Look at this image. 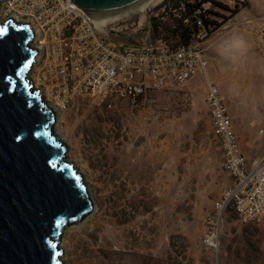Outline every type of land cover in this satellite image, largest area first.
<instances>
[{"label":"rangeland","instance_id":"374dc122","mask_svg":"<svg viewBox=\"0 0 264 264\" xmlns=\"http://www.w3.org/2000/svg\"><path fill=\"white\" fill-rule=\"evenodd\" d=\"M215 1L234 9L243 0ZM244 4L235 16L209 7L220 27L204 42L205 75L136 105L74 100L54 115L51 131L66 149L63 161L94 203L90 215L63 230V264H264V227L243 224L233 212L224 216L218 250L202 244L205 215L231 183L205 101L209 84L223 95L242 152L254 159L264 150V51L242 47L225 62L222 50L208 49L230 30H256L264 39V18L254 11L264 0ZM12 15L0 3V19L13 21ZM148 26L108 40L148 39ZM28 79L35 85L33 69Z\"/></svg>","mask_w":264,"mask_h":264},{"label":"built area","instance_id":"2783aa9c","mask_svg":"<svg viewBox=\"0 0 264 264\" xmlns=\"http://www.w3.org/2000/svg\"><path fill=\"white\" fill-rule=\"evenodd\" d=\"M0 3L13 13V21L31 28L36 56L28 73L35 71L34 86L56 114L67 111L74 100L83 106L136 105L149 93L184 84L205 75L208 69L203 31L194 35L187 46L166 40L160 28L154 33L151 21L165 19L162 14L169 8L168 0L149 5L137 16L134 11L121 13L105 24L85 15L69 0ZM203 6L206 10L210 3ZM146 23L152 28L146 31L152 36L148 39L108 40L110 35H133ZM205 101L213 136L223 151V168L231 178L204 218L202 244L207 250L217 251L227 212H233L243 224L264 227V150L254 159L243 154L216 85H208ZM260 134H264V129Z\"/></svg>","mask_w":264,"mask_h":264},{"label":"water","instance_id":"95a60500","mask_svg":"<svg viewBox=\"0 0 264 264\" xmlns=\"http://www.w3.org/2000/svg\"><path fill=\"white\" fill-rule=\"evenodd\" d=\"M69 1L99 17L144 0ZM0 26L8 29L0 37V264H63L58 247L63 230L80 223L94 206L81 176L63 161L65 147L51 131L53 111L27 78L36 56L31 28L12 20ZM57 219L62 223L53 235ZM49 240L55 250L46 245Z\"/></svg>","mask_w":264,"mask_h":264},{"label":"trees","instance_id":"16d2710c","mask_svg":"<svg viewBox=\"0 0 264 264\" xmlns=\"http://www.w3.org/2000/svg\"><path fill=\"white\" fill-rule=\"evenodd\" d=\"M169 8L162 14L165 18L163 21L153 19L151 21L154 33L160 28L166 40H170L177 46H187L199 31H203L206 41L217 29L218 24L214 19L215 12L211 9H204L203 5L210 3V7L221 8L230 12L232 16L239 13L243 5V1L237 2L234 9L227 8L215 0H195L190 3L188 0H168Z\"/></svg>","mask_w":264,"mask_h":264},{"label":"crops","instance_id":"0c3cea01","mask_svg":"<svg viewBox=\"0 0 264 264\" xmlns=\"http://www.w3.org/2000/svg\"><path fill=\"white\" fill-rule=\"evenodd\" d=\"M254 11L257 13H261L262 19L264 18V6H260L258 9ZM248 46L255 47V48L259 47L261 50L264 51L263 34L260 35L258 31L256 30L253 33L252 32L249 33L246 31L244 32V31H238V30H230V31L224 32L221 36H219L215 40H212V43L208 45V49L214 50L216 52H219L220 50H222L223 55H224L223 61L226 62V61H231V55L233 53L239 52L242 49V47L248 48ZM259 101L260 99L259 100L257 99L256 103L259 104ZM241 150H242V147H241ZM244 155L246 156V154Z\"/></svg>","mask_w":264,"mask_h":264},{"label":"bare ground","instance_id":"6f19581e","mask_svg":"<svg viewBox=\"0 0 264 264\" xmlns=\"http://www.w3.org/2000/svg\"><path fill=\"white\" fill-rule=\"evenodd\" d=\"M161 0H144L142 2H140L139 4L135 5L134 7L130 8V9H127V10H123L121 12H116V13H113V14H106V15H102V16H99V17H96L97 19H99L102 24H105L107 22H112L116 19V17H118L121 13H128V12H133V11H138L140 13H143L145 11V9L149 6V5H154V4H159ZM155 2V3H154ZM2 5V4H1ZM0 22H4L3 20L0 19ZM14 22H17V21H14ZM22 22H18V24H21ZM24 23V22H23ZM34 42H32L33 44ZM31 44V45H32ZM32 68V67H31ZM27 78H28V75H27ZM35 89H37L36 86H34ZM53 113L54 115H56V112L53 110ZM54 119V118H53ZM54 122V121H53ZM64 155H63V158H65V154H66V149L64 150ZM88 191V189H87ZM90 198V196H89ZM90 200L92 201L93 203V200L90 198ZM93 206H94V203H93ZM59 248H61V245L59 244L58 245Z\"/></svg>","mask_w":264,"mask_h":264},{"label":"snow or ice","instance_id":"6c2138e0","mask_svg":"<svg viewBox=\"0 0 264 264\" xmlns=\"http://www.w3.org/2000/svg\"><path fill=\"white\" fill-rule=\"evenodd\" d=\"M7 27L6 26H0V37H4V36H6L7 35ZM28 68V64L26 63V64H24L23 65V67L20 69V71L19 72H17L16 73V75L17 76H19V75H22L23 74V72L26 70ZM9 79V82H11V77H9L8 78ZM25 87H27V85H25ZM35 135H37V136H39L40 135V133L39 132H36V133H34ZM17 139H19V137H17ZM56 165L55 164H53L52 165V167H55ZM79 180V178L77 177V181ZM61 221L59 220V219H57V220H55L54 221V224H53V235H55V229L56 228H59L60 226H61ZM46 245L50 248V249H52V250H55L56 248H57V245H56V243L55 242H53V241H51V240H49V241H47L46 242ZM54 255L55 256H60L61 255V253L60 252H58V251H56V252H54Z\"/></svg>","mask_w":264,"mask_h":264}]
</instances>
